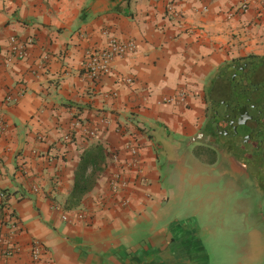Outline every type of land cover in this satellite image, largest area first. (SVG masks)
<instances>
[{"label":"crops","instance_id":"1","mask_svg":"<svg viewBox=\"0 0 264 264\" xmlns=\"http://www.w3.org/2000/svg\"><path fill=\"white\" fill-rule=\"evenodd\" d=\"M241 2L0 0L1 232L16 226L7 264H214L208 247H224L219 233L189 209L226 205L241 172L203 143L216 73L264 60V9L241 11ZM111 40L134 50L91 80L86 57ZM165 136L172 166L163 181L154 140ZM93 145L102 170L66 209L79 157ZM115 174L119 190L110 188Z\"/></svg>","mask_w":264,"mask_h":264},{"label":"water","instance_id":"2","mask_svg":"<svg viewBox=\"0 0 264 264\" xmlns=\"http://www.w3.org/2000/svg\"><path fill=\"white\" fill-rule=\"evenodd\" d=\"M207 103L211 133L253 141L264 161V60L232 63L219 70L209 86ZM229 163L244 171L233 157Z\"/></svg>","mask_w":264,"mask_h":264},{"label":"rangeland","instance_id":"3","mask_svg":"<svg viewBox=\"0 0 264 264\" xmlns=\"http://www.w3.org/2000/svg\"><path fill=\"white\" fill-rule=\"evenodd\" d=\"M211 154L214 156L213 152ZM169 164L163 157H158L163 181L172 166ZM228 187L235 195L226 205L214 202H207L201 208L191 205L189 213L196 215L200 226L205 227L210 222V228L219 233L217 240L224 247L217 249L213 243L208 247L216 254L214 264H264V201L255 195L250 184L243 181L228 182Z\"/></svg>","mask_w":264,"mask_h":264},{"label":"built area","instance_id":"4","mask_svg":"<svg viewBox=\"0 0 264 264\" xmlns=\"http://www.w3.org/2000/svg\"><path fill=\"white\" fill-rule=\"evenodd\" d=\"M250 6H258L261 9H264V0H242L239 5V10L245 11ZM11 45H13L12 50L15 52L17 58H23L25 52L21 45H18L16 40L12 37L9 39ZM134 50V46L130 42H116L111 40L106 49L101 51H94L89 53L86 57V61L84 62L83 69L85 74L91 80L99 79L100 77L106 75L110 71L111 61L114 57H120L122 55H126L128 53H132ZM178 98H182V93H179ZM170 100H166L165 102H169ZM3 131V125L0 121V135ZM130 155L133 157L135 155V150L131 149ZM123 186V182L120 179L119 174H115L110 180V188L112 190H119ZM4 195L0 193V201L3 199ZM65 220V218H63ZM8 227V236H4L1 232L2 225L4 222L0 218V264H7L6 258L10 256L13 252V247L11 245V239L14 235V231H16V226L13 222H6ZM31 259L32 261H36L40 254V249L38 245L34 244L31 248Z\"/></svg>","mask_w":264,"mask_h":264},{"label":"flooded vegetation","instance_id":"5","mask_svg":"<svg viewBox=\"0 0 264 264\" xmlns=\"http://www.w3.org/2000/svg\"><path fill=\"white\" fill-rule=\"evenodd\" d=\"M203 132H209L203 143L216 151L223 165L227 166L230 157L244 165V171L236 174V181L250 184L255 195L264 201V161L258 145L253 141L244 143L240 136H215L210 133L209 127Z\"/></svg>","mask_w":264,"mask_h":264},{"label":"trees","instance_id":"6","mask_svg":"<svg viewBox=\"0 0 264 264\" xmlns=\"http://www.w3.org/2000/svg\"><path fill=\"white\" fill-rule=\"evenodd\" d=\"M254 59V57H248L245 60L243 59V61ZM243 61L241 60L239 62ZM166 137L167 136L163 138L156 137L154 142L157 146L162 148L163 153H159V156L163 157L164 160L168 163L169 161H171V155L170 153H165V149L170 146L169 139H166ZM103 163L104 154L101 146L93 145L82 152L74 172V180L71 191L64 203V207L66 209H70L72 207L77 206L80 201V198L92 188L96 177L102 170Z\"/></svg>","mask_w":264,"mask_h":264}]
</instances>
